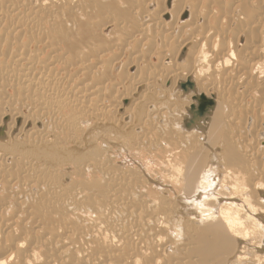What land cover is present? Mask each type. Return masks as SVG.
I'll return each mask as SVG.
<instances>
[{
	"label": "bare ground",
	"instance_id": "1",
	"mask_svg": "<svg viewBox=\"0 0 264 264\" xmlns=\"http://www.w3.org/2000/svg\"><path fill=\"white\" fill-rule=\"evenodd\" d=\"M0 88V264H264V0H0ZM63 103L117 139L168 113L177 186L61 147Z\"/></svg>",
	"mask_w": 264,
	"mask_h": 264
},
{
	"label": "rangeland",
	"instance_id": "2",
	"mask_svg": "<svg viewBox=\"0 0 264 264\" xmlns=\"http://www.w3.org/2000/svg\"><path fill=\"white\" fill-rule=\"evenodd\" d=\"M50 54V51H48L46 54H41V55H38V57H42L41 59H46L47 57L46 56H48ZM149 61H150V63H149ZM148 62V63H147ZM145 64H147V65H145ZM158 65V59H157V57H154L152 60H147V61H145L143 64H142V66H143V68L144 67H148L149 68V66L150 67H153V65H154V67L155 66H157ZM134 69H132V71H133ZM144 70H145V68H144ZM193 85V83H186V84H183V89H186V90H188L189 88L190 89H193L194 88V86H189V85ZM130 85V84H129ZM129 85H127V86H129ZM184 85H185V87H184ZM2 91V89L0 88V92ZM11 92V94L13 93V94H15V92L14 91H10ZM2 93V92H1ZM0 93V94H1ZM17 94V93H16ZM71 94V96L73 95L72 93H70ZM70 94H69V96H70ZM68 96V95H67ZM203 95H201L200 97H202ZM205 97V96H204ZM88 98H90V97H88ZM89 100V99H88ZM209 100H211V99H209ZM94 101V103L92 102V106L93 105H98V106H102L103 107V105L106 107V108H110V107H108V105L110 104L109 102H103V101H101V102H96L95 100H93ZM213 101V100H212ZM66 102V101H65ZM103 102V103H102ZM85 103H87V104H90L89 102H85ZM96 103V104H95ZM99 103H101V104H99ZM86 104V105H87ZM108 104V105H107ZM67 105V106H66ZM198 105H199V103H198ZM62 106H63V108L61 107V111L59 112V114H56L52 119H53V121H52V123L54 124V128H52V129H50V132H48V134H52V136L53 137H55L56 138V140H57V142L58 143H61L60 144V146L61 147H67V148H69V147H74L73 145H76V146H80V147H82V146H87L88 147V149H90L91 151H93V150H98V151H106V149H108L107 147H106V145H105V142H104V139H106L107 140V142L109 143L110 142V140L112 139V142H113V144L115 143V142H117V143H121L122 145H121V148H124V149H117V148H115V147H113L112 145L113 144H111L110 145V148H111V150L109 149V153H107V154H105V155H102L101 156V163H103V162H106V160L108 159V158H113L114 159V161H113V163L117 166V167H120V165H121V167H120V169H123V170H131V172L130 171H125V178H126V180L128 179L130 182H132V185H133V187L135 186V184L137 185V184H140L141 183V185H146L147 186V188L145 189L146 190V192H147V194H149L150 195V197H152V198H154V197H159V195H160V193H162V188L161 187H164V188H169L168 187V185L169 184H171V185H173V186H177V177H178V172L175 170V169H173V165H175V163L177 162V164H176V166H183V162H184V160H186L185 158H186V156H185V154H183L182 152V149L180 150V145L182 144V145H184L183 143H181L180 141H182V139H180V140H172V139H170V138H168L169 137V135H168V132H169V134H170V131H169V129H170V127L168 126V123H167V120L169 119V118H171V116L168 114V113H166V112H164V113H166V114H164L163 113V115H160V116H164V119L166 120L167 118V120L163 123V122H161V121H159V120H142V122H143V124H142V122L141 123H139V124H141V125H139L140 127V129H134L133 131H131V130H129L128 129V131H127V128H123L122 126L120 127V128H122V130H124V132L125 133H133L134 135L135 134H138L137 136H135V140L132 138V137H130V138H126V139H117V138H115V137H112V138H109L110 136H106V133H107V131L108 130H110V128L112 129V123H111V120L109 119L108 121H104V124L102 125V124H100V123H98V120L96 119V117H92L91 118V116L90 115H88L87 116V114L88 113H90V112H87V110L86 109H82L79 105L78 106H71V104H66V103H63L62 104ZM69 106V107H68ZM20 110V109H19ZM22 110V113L24 114V116H26V117H28L29 115V113H31L30 115L32 116V110H30L29 108H23V109H21ZM32 111V112H30V111ZM72 110V111H71ZM82 112H81V111ZM144 110V109H143ZM3 111V110H2ZM67 111V112H66ZM69 111H70V113H69ZM78 111V112H77ZM80 111V112H79ZM145 111V110H144ZM211 110H209V112H210ZM5 112V111H4ZM27 112H29V113H27ZM72 112V113H71ZM86 112V113H85ZM209 112L208 113H206L205 115H207V114H209ZM145 113H147L146 111H145ZM85 114H86V118H85ZM28 115V116H27ZM33 115H34V112H33ZM80 115V116H79ZM84 115V116H83ZM31 116H29V117H31ZM59 116V117H58ZM62 116V117H61ZM68 116V117H67ZM78 116V118H75V117H77ZM165 116H167L166 118H165ZM74 117V118H73ZM84 117V118H83ZM103 116H100V118H102ZM63 118V119H62ZM72 118V119H71ZM90 118V119H89ZM67 119V120H66ZM73 119H75V120H73ZM80 119V120H79ZM86 119V120H85ZM70 120H73V122L72 121H70ZM65 121V122H64ZM75 121V122H74ZM87 121V122H86ZM67 122V123H66ZM70 122V123H69ZM73 123V125H72V123ZM108 122H110V123H108ZM148 122V123H147ZM159 122V123H158ZM66 123V124H65ZM146 123H147V125H146ZM57 124V125H56ZM108 124V125H107ZM152 124H153V126H152ZM165 124V125H164ZM156 127H155V126ZM157 125H159V126H157ZM63 126H65V127H63ZM70 126V127H69ZM102 126H103V128H102ZM110 126V127H109ZM57 127H60V128H57ZM84 127V128H83ZM96 127V128H95ZM105 127H107V128H105ZM109 127V128H108ZM160 127H162L161 129H159ZM57 128V129H56ZM92 128V129H91ZM100 128H102V129H100ZM114 129H115V127H113ZM146 128V129H145ZM147 128H148V130H147ZM54 129V130H53ZM60 129H62L61 131H60ZM126 129V130H125ZM143 129V130H142ZM149 129H152V130H149ZM157 129V130H156ZM164 129V130H163ZM53 130V131H52ZM59 130V131H58ZM67 130V131H66ZM89 130V131H88ZM92 130V131H91ZM95 130H97V131H95ZM99 130V131H98ZM121 130V131H122ZM136 130H138V131H136ZM159 130V131H158ZM163 130V135H162V131ZM53 133H52V132ZM106 131V132H105ZM130 131V132H129ZM175 131H177V130H175ZM68 132V133H67ZM71 132V133H70ZM141 132V133H140ZM147 132V133H146ZM91 133V134H90ZM127 133V134H128ZM143 133V134H142ZM166 133V134H165ZM180 131H178V132H175V134H178L177 135V138H179L181 135H180ZM60 136H58V135ZM70 136H69V135ZM73 134V135H72ZM103 134V135H102ZM139 134H140V136H139ZM150 134H152V135H150ZM156 134V135H155ZM196 133H194V135H195ZM75 135V136H74ZM98 135V136H97ZM142 135V136H141ZM150 135V136H149ZM193 135V134H192ZM69 136V137H68ZM73 136V137H72ZM83 136H85L86 138V140L85 139H83L82 137ZM97 136V137H96ZM101 136V137H100ZM139 136V137H138ZM149 136V137H148ZM72 137V138H71ZM77 137V138H76ZM151 137V138H150ZM159 137V138H158ZM196 137V136H195ZM34 138V137H33ZM33 138H32V140L31 139H29L28 141H27V143L28 144H35V142L36 141H38V139H36V141H34L33 140ZM66 140H65V139ZM68 138V139H67ZM100 139V140H98V139ZM137 138V139H136ZM193 136H192V138H191V136L189 137L188 136V138L186 139V141H185V139H183V141L184 142H190V140H193ZM59 139V140H58ZM70 139V140H69ZM72 139V140H71ZM97 139V140H96ZM115 139H117V140H115ZM130 139H131V141H130ZM132 139L134 140V141H132ZM140 139V140H139ZM31 140V141H30ZM65 140V141H64ZM73 140H74V142L76 143H74L73 142ZM90 141V142H88V141ZM119 140V141H118ZM121 140H123V142L121 141ZM137 140H138V142H137ZM153 140H155V141H153ZM172 140V141H171ZM86 141V142H85ZM159 143H158V142ZM182 141V142H183ZM68 142V143H67ZM95 142V143H94ZM111 142V143H112ZM134 142V143H133ZM137 142V143H136ZM141 142H143L142 144H141ZM150 142V143H149ZM80 143H82V145H80ZM89 143V144H88ZM101 143V144H100ZM145 143V144H144ZM171 143H173V144H171ZM64 144V145H63ZM85 144V145H84ZM129 144H131V145H129ZM145 146H144V145ZM147 144V145H146ZM153 144H154V146H153ZM94 145V146H93ZM96 145V146H95ZM103 145V146H102ZM138 147H137V146ZM177 145H178V147H177ZM75 146V147H76ZM93 146V147H92ZM128 146V147H127ZM134 146V147H133ZM143 148H142V147ZM174 146V147H173ZM176 146V147H175ZM173 147V148H172ZM112 148H113V150H112ZM164 148V149H163ZM171 148V149H170ZM175 148V149H174ZM179 149V150H177V149ZM158 149V150H157ZM152 150V151H151ZM137 151V152H136ZM164 151V152H163ZM157 152V153H156ZM174 152H176V153H174ZM179 153V154H178ZM116 154V155H115ZM172 154V155H171ZM171 155V156H170ZM181 155V156H180ZM171 158H170V157ZM108 157V158H107ZM119 157V158H118ZM172 158H173V160H172ZM177 158V159H176ZM90 159H92V160H97V159H93L92 157L90 158ZM171 159V160H170ZM175 159V160H174ZM92 160H90V161H88L87 163H88V165L89 164H92ZM118 160V162H116ZM168 161V163H167V161ZM98 162H100V158H99V161ZM159 162V163H158ZM173 162V163H172ZM181 162V163H180ZM15 163V162H14ZM22 163H23V160H22ZM183 163V164H182ZM167 164V165H166ZM123 166V167H122ZM170 166V167H169ZM172 166V167H171ZM131 167V168H130ZM127 168V169H126ZM170 168V169H169ZM142 169V170H141ZM149 174V176H148V174L146 173V172ZM129 172V173H128ZM132 172L134 173V175L132 174ZM164 172V173H163ZM166 172H168V173H166ZM135 173H137L138 174V176H137V174H135ZM143 173V174H142ZM145 173V174H144ZM162 174H164V175H162ZM140 175V176H139ZM144 175V176H143ZM162 175V176H161ZM101 176V177H100ZM131 176V177H130ZM137 176V177H136ZM148 176V177H147ZM152 176V177H151ZM158 176V177H157ZM163 176H164V178H163ZM133 177V178H132ZM136 177V178H135ZM87 179H89V180H92L93 179V176L92 175H89L88 174V176L86 177ZM146 178H148V179H146ZM149 178H150V184L148 183V181H149ZM158 178V179H157ZM172 178V179H171ZM79 180H80V178H78ZM99 179L101 180V179H103V176L102 175H99ZM139 179V180H138ZM152 179V180H151ZM161 179H162V181H161ZM138 180V181H137ZM142 180V181H141ZM156 180V181H155ZM164 180V181H163ZM137 181V182H136ZM141 181V182H140ZM155 183H154V182ZM159 181V186L157 185V183L156 182H158ZM89 182V181H88ZM163 182V183H162ZM167 183V184H166ZM174 183V184H173ZM164 184V185H163ZM166 185H167V187H166ZM161 188V189H160ZM152 189V190H151ZM160 190H161V192H160ZM151 193H150V192ZM158 192V193H157Z\"/></svg>",
	"mask_w": 264,
	"mask_h": 264
},
{
	"label": "water",
	"instance_id": "3",
	"mask_svg": "<svg viewBox=\"0 0 264 264\" xmlns=\"http://www.w3.org/2000/svg\"><path fill=\"white\" fill-rule=\"evenodd\" d=\"M193 86V85H189ZM185 87V86H184ZM199 105L193 107L192 112L193 114L198 115L200 118L203 117L209 110L214 106V102L212 100L207 99L206 97L202 96L198 98Z\"/></svg>",
	"mask_w": 264,
	"mask_h": 264
}]
</instances>
